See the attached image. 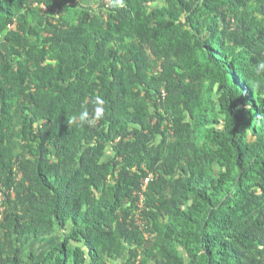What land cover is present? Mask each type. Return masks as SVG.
Returning a JSON list of instances; mask_svg holds the SVG:
<instances>
[{
  "label": "trees",
  "instance_id": "1",
  "mask_svg": "<svg viewBox=\"0 0 264 264\" xmlns=\"http://www.w3.org/2000/svg\"><path fill=\"white\" fill-rule=\"evenodd\" d=\"M261 61L264 0H0V264H264Z\"/></svg>",
  "mask_w": 264,
  "mask_h": 264
},
{
  "label": "clouds",
  "instance_id": "2",
  "mask_svg": "<svg viewBox=\"0 0 264 264\" xmlns=\"http://www.w3.org/2000/svg\"><path fill=\"white\" fill-rule=\"evenodd\" d=\"M256 71L259 73L261 71H264V61H261L257 64L256 66ZM96 107L94 109V115L92 118L89 117V112L87 109L81 111L79 113V116H73L71 120L69 121L70 123H77L79 121V124L83 126L85 123H88L89 125L93 124L96 120H99L103 117L104 115V108L102 107L103 105V100L97 98L96 100Z\"/></svg>",
  "mask_w": 264,
  "mask_h": 264
},
{
  "label": "built area",
  "instance_id": "3",
  "mask_svg": "<svg viewBox=\"0 0 264 264\" xmlns=\"http://www.w3.org/2000/svg\"><path fill=\"white\" fill-rule=\"evenodd\" d=\"M107 1H109V0H107ZM44 7V6H43ZM148 179H149V177H146V178H144V184H147V182H148ZM0 217H1V215H0Z\"/></svg>",
  "mask_w": 264,
  "mask_h": 264
},
{
  "label": "rangeland",
  "instance_id": "4",
  "mask_svg": "<svg viewBox=\"0 0 264 264\" xmlns=\"http://www.w3.org/2000/svg\"><path fill=\"white\" fill-rule=\"evenodd\" d=\"M40 245V244H39ZM38 246V245H37Z\"/></svg>",
  "mask_w": 264,
  "mask_h": 264
}]
</instances>
